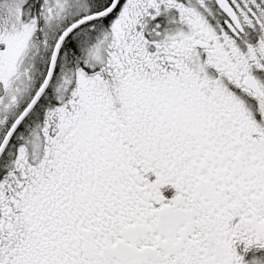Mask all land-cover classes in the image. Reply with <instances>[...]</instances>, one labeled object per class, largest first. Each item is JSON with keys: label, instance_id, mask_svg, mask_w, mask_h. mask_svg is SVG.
I'll list each match as a JSON object with an SVG mask.
<instances>
[{"label": "snow or ice", "instance_id": "1", "mask_svg": "<svg viewBox=\"0 0 264 264\" xmlns=\"http://www.w3.org/2000/svg\"><path fill=\"white\" fill-rule=\"evenodd\" d=\"M0 264H264V0H0Z\"/></svg>", "mask_w": 264, "mask_h": 264}]
</instances>
